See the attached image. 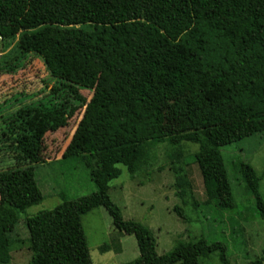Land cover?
I'll use <instances>...</instances> for the list:
<instances>
[{"label": "trees", "instance_id": "trees-1", "mask_svg": "<svg viewBox=\"0 0 264 264\" xmlns=\"http://www.w3.org/2000/svg\"><path fill=\"white\" fill-rule=\"evenodd\" d=\"M200 27L212 28L202 58L161 54L158 43L174 48ZM15 39L22 57L3 55L8 60L3 72L15 73L28 53L40 57L57 80L51 95L64 94L75 103L44 110V121L58 124L83 109L63 160L84 162L95 188L87 197L63 200L53 211L25 220L29 264H92L81 219L96 208L107 212L119 235L135 239L139 256L127 264H199L212 254L220 264H230L226 245L204 238L158 256L149 229L123 220L108 183L120 176V164L135 174L147 144H191L198 147L194 164L209 201L233 209L221 150L264 133V0H0V42ZM144 86L172 93L192 86L208 92L236 86L242 116L172 136ZM81 88L91 90L89 101L79 94ZM21 153L18 160L26 168L0 172V264L10 263L9 236L19 216L44 198L35 172L43 161L41 148L32 153L21 148ZM236 166L264 223L261 178L247 163ZM174 211L184 218L180 209Z\"/></svg>", "mask_w": 264, "mask_h": 264}, {"label": "rangeland", "instance_id": "rangeland-1", "mask_svg": "<svg viewBox=\"0 0 264 264\" xmlns=\"http://www.w3.org/2000/svg\"><path fill=\"white\" fill-rule=\"evenodd\" d=\"M211 27L195 28L174 48L158 43L161 54L195 60L202 58L211 45ZM155 36V33L153 34ZM18 39L0 42V172L21 170L28 166L19 161L21 148L29 153L41 148L43 161L35 165L36 181L43 201L18 218L10 238V263L29 264L28 233L25 220L40 212L53 211L63 200L72 202L95 192L84 162L63 160L71 138L82 119L83 109L58 124L44 121L42 112L65 103H73L64 94L55 98L51 89L54 77L42 58L28 53L15 73L3 72L8 62L3 55L21 59L15 52ZM154 47V41L150 42ZM14 51V53H13ZM11 53H13L11 55ZM143 83H141V86ZM148 99L165 115V132L172 136L212 126L225 118H241L236 86L208 92L204 86H192L178 93L164 89L150 91ZM91 90L81 88L87 101ZM223 105L224 109L220 107ZM198 147L181 144L176 147L147 144L135 174L117 166L120 176L108 184V195L120 209L124 221L139 223L156 240V253L165 255L177 244L194 243L204 238L209 243L227 247L230 264H264V223L259 219L252 197L245 193L236 169L239 162L249 164L261 178L259 193L264 199V133L222 148L231 195L232 210H222L209 201L193 155ZM180 209L184 218L175 213ZM92 264H127L138 258L132 236L119 235L103 208H96L81 219ZM199 264H220L217 254L207 255Z\"/></svg>", "mask_w": 264, "mask_h": 264}]
</instances>
